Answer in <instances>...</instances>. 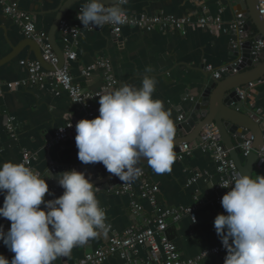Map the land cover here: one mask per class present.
I'll list each match as a JSON object with an SVG mask.
<instances>
[{
    "label": "crops",
    "instance_id": "0c3cea01",
    "mask_svg": "<svg viewBox=\"0 0 264 264\" xmlns=\"http://www.w3.org/2000/svg\"><path fill=\"white\" fill-rule=\"evenodd\" d=\"M20 9L31 14L37 29L49 35L58 8L66 0H15ZM88 0H76L64 11L63 19L75 21L79 8ZM127 14L154 15L158 13L182 17L190 15L193 18L203 13L215 16L221 10L220 16L225 23L236 18L225 0H128L122 6ZM202 7L205 8L203 12ZM254 30L252 26L250 31ZM234 39L230 33L202 29L189 26L185 34L170 29L139 30L122 27L119 36L114 37L107 27L84 30L76 44V58L69 61V71L74 81L89 90H99L104 84V78L98 69L83 76L81 70L99 59H107L117 84L108 89H117L128 84L139 88L142 78L147 75L155 80L154 99H160L176 123L182 112L189 109L192 99L198 94L206 78L205 66L220 67L234 59L230 55L229 43ZM54 39L56 45L62 47L69 42L56 30ZM37 46L26 39L20 28L6 17L0 8V80H17L26 77V69L20 65V60L37 59ZM146 69H151L150 72ZM247 70V69H246ZM209 78V74H208ZM104 93V92H103ZM102 93V94H103ZM256 93H254V98ZM99 97L92 100L95 109L92 119L99 115ZM255 105L264 111V96L255 99ZM77 106L72 104L65 92L46 83L44 86L26 87L5 92L0 96V164L6 161L18 163L21 152L27 150L34 157L32 167L35 172L45 174L50 165L67 169L81 163L77 157L75 133L64 141L44 148L46 139L53 131L67 121L82 118ZM13 118L16 127V137L11 138L6 131V117ZM240 165L245 166L255 178L256 174L264 175V164H258L254 158L247 168V157L238 149ZM146 173V179L158 187L157 200L162 206H188L193 202V196L199 195L206 203L196 210V222L183 216L177 223L170 224L167 233L177 245L182 258H191L199 252L217 245L221 240L214 229V218L218 213H225L222 206L210 204L215 193L208 191L209 184L217 180L215 164L212 158L199 150L186 156L182 161L175 160L171 171L166 174H156L142 161L139 165ZM240 170V169H238ZM193 172L202 177L190 186H185L186 180ZM47 177V176H46ZM206 179V180H204ZM141 180L133 181L138 190ZM95 191L100 206L106 212V231L85 245L74 247L66 258H57L52 264H62L67 260L72 263L81 259L88 250L103 245L111 231L121 232L131 223L129 197L111 189ZM208 191V192H207ZM46 193L44 199L51 200L58 195ZM207 192V193H206ZM143 209L150 207L145 200L140 201ZM44 207L43 204L40 205ZM5 257H13L5 245H2ZM226 252L220 257L210 256L200 264H224ZM147 249H138L137 264H144ZM101 264H124L117 255L109 256Z\"/></svg>",
    "mask_w": 264,
    "mask_h": 264
},
{
    "label": "clouds",
    "instance_id": "9594fccd",
    "mask_svg": "<svg viewBox=\"0 0 264 264\" xmlns=\"http://www.w3.org/2000/svg\"><path fill=\"white\" fill-rule=\"evenodd\" d=\"M127 2L112 0L106 5L103 0H88L76 19L89 29L121 25L126 22L122 6ZM154 91V78L145 75L139 88L125 84L98 94L99 115L81 118L75 125L79 161L102 163L123 184L142 175V161L156 174L169 173L176 160V125L164 103L153 98ZM47 177H52L49 171ZM55 178L63 193L45 200L49 187L39 173L24 163L0 164L4 194L0 217L11 222L7 232L0 225V240L14 253L11 260L0 255V264H52L107 230L97 187L85 173L71 169ZM219 185L228 189L221 198L226 214L218 213L213 222L226 249L224 264H264V175L253 178L251 173L237 172Z\"/></svg>",
    "mask_w": 264,
    "mask_h": 264
},
{
    "label": "built area",
    "instance_id": "2783aa9c",
    "mask_svg": "<svg viewBox=\"0 0 264 264\" xmlns=\"http://www.w3.org/2000/svg\"><path fill=\"white\" fill-rule=\"evenodd\" d=\"M257 2L259 13L264 19V0H257ZM0 8L3 14L20 28L21 33L26 39L36 43L39 47L42 61L53 68L48 69L44 67L38 59L20 60V65L26 69V77L11 81L0 80V96L5 92L21 88H40L48 83L52 89L58 88L67 94L70 102L77 106L79 112L83 114L82 118H91L95 111L92 100L98 98V94L102 95L105 90L114 87L117 84V80L112 74L111 64L107 59H99L81 70L83 76L89 75L94 69H98L101 72L104 84L99 90L93 91L84 88L76 83L70 74L68 62L76 58L75 47L79 37L84 30L91 31L96 29L84 28L82 23L76 19L81 7L76 13L74 22L61 18L58 23V32L69 39V42L61 49L64 61L60 66H58L59 58L53 49L49 35L47 32L36 28L31 14L20 9L15 0H0ZM202 10L205 12L204 7H202ZM220 13L221 10L215 16L203 13L196 18L190 15L175 17L162 13L154 15L126 13V22L124 24H104L102 27H107L109 32L116 38L119 36L122 27L137 28L139 30L170 29L178 31L180 34H185L189 26H196L202 29L208 28L224 33H235L237 38L233 42L237 45L241 44L242 38L250 37V34L244 30V21L236 16L234 20L225 23ZM250 50V54L253 57L252 61L254 63L260 62L264 55V39L254 38L251 41ZM239 62L240 58H235L217 68L207 65L205 66V71L209 74V78H219L220 73L227 71L229 68L232 73H236V65ZM261 84H264V77L235 89L239 100L242 102L243 112L253 118L256 123L264 122V111L255 105L254 98V89ZM181 119L182 117L180 116L178 121ZM79 120L67 121L55 129L51 137L46 139L44 148H51L74 134L75 125ZM12 121L13 118L7 116L5 127L7 134L11 138H15L16 127ZM242 138V143L238 144L241 154L247 157L253 153L258 164H264V143L259 148H255L253 146L254 137L250 133L244 135ZM194 150H199L212 158L215 164L217 180L208 190L215 193L214 199L210 200L209 203L222 206V195L228 189L220 187L219 184H222L225 180H231L239 170L230 156L229 149L223 144L220 133L214 124L204 127L199 134V139L180 144L178 152H176V159L182 161L186 156L192 154ZM33 159L32 154L27 150H23L18 163H24L25 166L34 171L32 167ZM56 167L50 165L45 174L39 173L42 178L46 179L49 191H52L53 187L49 177L46 176L48 175V171L54 170ZM142 170V175L139 177L141 182L138 190L134 188L133 181L127 184H123L120 181L118 185L111 187L115 192L127 194L129 197L131 223L128 227L121 232L111 231L103 245L86 251L81 259L72 263L65 260L62 264H101L111 255L119 256L124 264H137L140 261L137 258V252L141 247L147 249V256L144 260H141L144 264H200L205 258L210 256L220 258L226 252L220 241L217 245L207 248L191 258H182L177 245L168 236V227L170 224L177 223L183 216L189 217L190 221L192 220L191 216H194L196 222V210L206 202L199 195L195 194L191 205L179 207L162 206L156 197L158 187L146 179V173L144 169ZM200 177H202L200 173L193 172L186 180L185 186H190ZM2 194L0 193V198ZM141 200H145L148 203L150 207L148 212L143 209ZM195 222L192 223L195 224ZM8 229L3 228L5 232ZM2 245H4L3 241L0 240V255H4ZM11 258L9 257L8 259L11 260Z\"/></svg>",
    "mask_w": 264,
    "mask_h": 264
},
{
    "label": "water",
    "instance_id": "95a60500",
    "mask_svg": "<svg viewBox=\"0 0 264 264\" xmlns=\"http://www.w3.org/2000/svg\"><path fill=\"white\" fill-rule=\"evenodd\" d=\"M75 1L66 0L59 6L49 32L50 42L59 58L58 66L63 63L64 57L61 49L56 45L54 35L64 11ZM103 2L110 5L112 0H103ZM225 3L235 12L237 18L244 21V30L250 34V37L242 38L241 44L237 45L233 42L237 38L235 33H230L234 36V39L232 38L233 40L229 43L230 55L234 59L240 58V62L236 65L237 72L232 73L229 68L227 71L220 73L219 78H208V73H206L204 83L198 94L192 99L189 109L182 112V119L175 123L177 134L174 150L178 152L180 144L199 139L201 130L209 124H214L220 133L223 144L229 149L231 158L237 168L240 169L242 165L239 162L238 152L234 149V142L242 143V137L250 133L254 137L253 146L255 148H259L264 143V122L256 123L253 118L243 112L242 102L235 91L237 87L264 77V55L260 62L254 63L250 54L251 41L254 38L264 39V19L259 13L257 0H225ZM252 26L254 30L250 31ZM34 44L36 45V43ZM37 50L36 58L44 67L53 69L42 61L38 46ZM254 92L256 93V100L263 97L264 84L256 86ZM254 158L253 153L247 156V168H249ZM71 169L83 171L86 178H89L90 182L97 187L96 191L116 186L121 181L118 177L107 172L104 165L99 162L94 164H83L81 162L67 169L59 166L49 171L52 174V177L49 178L53 187L52 195L59 196L63 193V188L55 178L56 175ZM3 200L4 194L0 198V206H2ZM10 224L11 222L8 219L0 217V225L3 228H10Z\"/></svg>",
    "mask_w": 264,
    "mask_h": 264
},
{
    "label": "rangeland",
    "instance_id": "374dc122",
    "mask_svg": "<svg viewBox=\"0 0 264 264\" xmlns=\"http://www.w3.org/2000/svg\"><path fill=\"white\" fill-rule=\"evenodd\" d=\"M239 172H241V173H250V171L248 169H246L245 166H241Z\"/></svg>",
    "mask_w": 264,
    "mask_h": 264
}]
</instances>
